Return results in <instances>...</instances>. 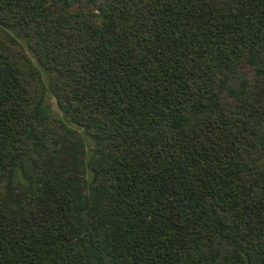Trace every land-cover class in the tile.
Segmentation results:
<instances>
[{
	"label": "trees",
	"instance_id": "16d2710c",
	"mask_svg": "<svg viewBox=\"0 0 264 264\" xmlns=\"http://www.w3.org/2000/svg\"><path fill=\"white\" fill-rule=\"evenodd\" d=\"M0 264H264V0H0Z\"/></svg>",
	"mask_w": 264,
	"mask_h": 264
},
{
	"label": "rangeland",
	"instance_id": "374dc122",
	"mask_svg": "<svg viewBox=\"0 0 264 264\" xmlns=\"http://www.w3.org/2000/svg\"><path fill=\"white\" fill-rule=\"evenodd\" d=\"M17 39L20 41L21 45L25 48V50L27 51V53L29 54L30 58L32 59L34 65L40 69L41 73L44 76V80L46 82L47 85H49V77L48 74L38 65V63L36 62V60L33 58V56L31 55V53L29 52L26 43L19 37H17ZM45 112L50 115L55 117L56 119L64 122L67 124V126L78 132L79 135L82 137V139L84 140L85 144H86V148H87V152H88V158L92 155L93 152V148H94V142L93 140H91L88 135H86L85 131L76 127L75 125L71 124L68 122V120L66 119L65 114L63 113V111L59 108V106L56 103V100L53 96V94L51 93V90L48 89V92L46 94L45 97V102H44V106H43ZM91 176V173H90Z\"/></svg>",
	"mask_w": 264,
	"mask_h": 264
}]
</instances>
